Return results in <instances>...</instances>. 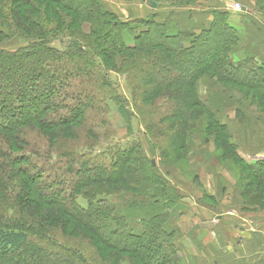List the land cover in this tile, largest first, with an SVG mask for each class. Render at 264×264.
<instances>
[{
  "label": "trees",
  "instance_id": "16d2710c",
  "mask_svg": "<svg viewBox=\"0 0 264 264\" xmlns=\"http://www.w3.org/2000/svg\"><path fill=\"white\" fill-rule=\"evenodd\" d=\"M129 1L151 6L163 0ZM197 1L181 0L173 7ZM257 8L264 14V0ZM228 13L215 12L187 39L175 11L162 21L152 15L125 22L100 0H0V43L17 37L31 41L0 51V264H180L171 220L182 199L168 194V181L137 146L112 148L106 165L91 157L80 160L92 156V149L79 158L68 154L67 179L52 159L32 158L27 151L25 135L32 129L52 148L60 139H76L90 108L89 94L77 81H84L90 68L112 88V75L128 81L142 76L140 89L132 82L128 86L132 96L140 92L145 105L158 98L176 102L177 94L171 119H187L201 109L247 172L242 195L264 211V160L250 164L239 156L228 126L200 91L202 82L217 79L245 94L238 105L246 98L256 106L263 103L264 64L252 59L236 64L242 38ZM200 50L207 54L201 65L189 60ZM187 63L191 67L183 68ZM253 91L262 98L249 95ZM44 164L52 168L51 178ZM58 233L84 240L95 251L62 244Z\"/></svg>",
  "mask_w": 264,
  "mask_h": 264
},
{
  "label": "rangeland",
  "instance_id": "374dc122",
  "mask_svg": "<svg viewBox=\"0 0 264 264\" xmlns=\"http://www.w3.org/2000/svg\"><path fill=\"white\" fill-rule=\"evenodd\" d=\"M100 1L105 3L106 9L111 8L112 3L110 0ZM179 1L181 0H163L159 5L162 4L160 8L166 5L173 7V4H178ZM208 1H213L212 7H210L212 8V15L209 22H211L214 19L215 12L220 11V9L222 11L223 7L219 5L221 2L215 3L217 0ZM246 1L256 7L260 2V0ZM200 4V0L192 4L195 13L198 15L194 14V17L190 19L191 27H199L201 22L206 20L201 15ZM183 7L186 6H181L180 8ZM175 9H177L176 12H179L178 7H175ZM119 18L125 22L128 21L124 17L120 16ZM209 22L204 21L205 24ZM189 37L190 34L186 38L189 39ZM29 44H31L30 40L17 37L0 43V51L11 52ZM53 45L61 48L58 42ZM206 58L207 54L200 50L197 55L190 57L189 60L201 65L205 64ZM181 65L185 69L191 67L188 66V63ZM119 67H121V64L118 63ZM86 77L84 81L77 82L79 89L89 94L87 102L90 104V108L84 122L85 125L78 130L76 139L68 141L60 139L61 142H56V147L52 148L48 139L37 131L33 129L27 131L25 135L28 142L27 151L30 152L32 158L42 155L45 158L52 159L51 161H54V164L58 166L60 174L64 179H67L68 175L64 169L67 162L66 157H69L67 156L68 154H74L76 158H79L81 154L92 149L94 150L92 156L90 154L80 158V160L91 157L96 163L106 165L112 161L111 156H108V152L112 148L117 146L124 148L137 146L147 159H152L155 162V167L158 168L160 175L168 181V194H176L182 200L188 198V195L196 196L197 194L208 204L217 205L221 203L222 207L242 212L256 210L248 204L247 196L244 197L240 191V186L248 182L247 178L249 177L246 170L232 156L227 145V139L222 136V132L215 128L201 109H194L196 113H193L187 119L184 117L171 119L170 116L176 113V106L179 103L177 94H175L177 103H168V100H160L158 98L148 105L142 102L138 90L136 91L137 96L130 94V83H133L131 85L134 88L140 89L137 82L139 80V84L142 83L140 80L142 76L131 78L128 81L127 78L125 79L120 74L112 75L113 88L105 83L99 70L95 71L90 68ZM204 83L202 82L200 91L210 100L215 116L222 123L224 115L228 114L232 117L234 114L237 115L236 109L238 107L241 109V114H238V116H247L249 113L264 115V100L263 103L256 106V102H252L251 98H246L247 100H243V104L238 105L236 100L238 101L242 98V95H245L243 93L239 94L238 88L235 87V91L226 87L225 84L217 79L208 81V85ZM179 90L178 87L176 91L179 92ZM141 91H144V89H141ZM165 95H168L167 92H165ZM249 95L259 97L261 93L253 91ZM122 108L125 112H122ZM130 111L134 112L132 116L129 115ZM196 114L198 115L197 117ZM230 116H227V122H230ZM229 130L232 134L231 140L234 143L235 137H233L232 128H229ZM144 131H147V136L141 134ZM245 137L247 136L245 135ZM237 150L239 154V149ZM40 166L47 172L46 176L51 178L52 168L47 164ZM125 197L126 199H131V193H127ZM182 204L176 207L174 217L180 214L184 215L187 210V213L190 214L188 206H185L183 202ZM181 236L184 238L182 234ZM56 238L62 244L65 243L77 247L80 243L92 253L95 251L84 240L72 239L59 233L56 234ZM178 238L179 234L177 232L176 242Z\"/></svg>",
  "mask_w": 264,
  "mask_h": 264
},
{
  "label": "crops",
  "instance_id": "0c3cea01",
  "mask_svg": "<svg viewBox=\"0 0 264 264\" xmlns=\"http://www.w3.org/2000/svg\"><path fill=\"white\" fill-rule=\"evenodd\" d=\"M110 2L113 6L108 10L128 21L147 19L152 15H157V19L162 21L177 10L166 4L162 8L160 4V9L153 10L151 6L139 2ZM117 2L119 3L116 7ZM217 2H221L219 5L223 7V13L229 12V22L242 38L236 61L234 60L236 64L245 59L264 64V14L246 0H217L215 3ZM200 3L201 15L206 19L204 21L209 22L213 1L200 0ZM236 3L241 4V11L233 9ZM103 5L106 6L105 3ZM178 11V28L188 35L194 27L189 23L196 14L194 6L179 8ZM204 21L201 22L202 26L207 25ZM227 116L230 115L223 116V124L232 128L234 143L242 159L250 164L264 160V115L234 114L233 117L230 116V122L226 121ZM188 196L182 202L188 206L190 214L187 210L184 215L180 214L171 220V226L179 234L176 246L178 257L181 258L180 264H264V211L242 212L222 207L221 203L208 204L197 194Z\"/></svg>",
  "mask_w": 264,
  "mask_h": 264
},
{
  "label": "built area",
  "instance_id": "2783aa9c",
  "mask_svg": "<svg viewBox=\"0 0 264 264\" xmlns=\"http://www.w3.org/2000/svg\"><path fill=\"white\" fill-rule=\"evenodd\" d=\"M233 9L236 10V11H241L242 6H241V4L236 3V4H234ZM216 221H217V220H216ZM262 232H263V234H264V228L262 229Z\"/></svg>",
  "mask_w": 264,
  "mask_h": 264
},
{
  "label": "water",
  "instance_id": "95a60500",
  "mask_svg": "<svg viewBox=\"0 0 264 264\" xmlns=\"http://www.w3.org/2000/svg\"><path fill=\"white\" fill-rule=\"evenodd\" d=\"M151 7L153 8V9H157L158 8V4H156V3H152L151 4ZM155 162L153 161V166L155 167Z\"/></svg>",
  "mask_w": 264,
  "mask_h": 264
}]
</instances>
